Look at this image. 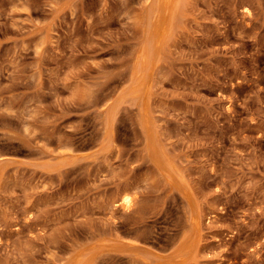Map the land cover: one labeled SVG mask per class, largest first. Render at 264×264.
<instances>
[{"label":"rangeland","instance_id":"obj_1","mask_svg":"<svg viewBox=\"0 0 264 264\" xmlns=\"http://www.w3.org/2000/svg\"><path fill=\"white\" fill-rule=\"evenodd\" d=\"M154 3L0 0V264H264V0H178L144 70Z\"/></svg>","mask_w":264,"mask_h":264},{"label":"bare ground","instance_id":"obj_2","mask_svg":"<svg viewBox=\"0 0 264 264\" xmlns=\"http://www.w3.org/2000/svg\"><path fill=\"white\" fill-rule=\"evenodd\" d=\"M177 1L178 0H155V3H154L155 9L153 12L148 14V19H149L150 24H149V32H147L149 34H147V36L151 35L150 38L152 39V41L148 38L149 40L146 41L145 46H142V47H144L143 50L140 51L139 53H137L138 55L136 54L137 56H136V65L135 66H137V67L140 66L141 67L140 69L145 70L148 62L151 59V57L155 53H157V50L159 49V43L161 41V38H162L163 34L166 32L169 23L173 20L174 13H175V5L174 4ZM138 68H137V70H138ZM136 75H137V73H136ZM143 83H144V80L139 79L137 81V87L142 86ZM111 112L112 111L109 112V116H111V118H113V113H111ZM142 124L148 130V132L147 131L146 132L150 133L149 129L147 127V122L142 121ZM144 132H145V129H144ZM148 136H150V135H148ZM133 201L134 200H133L132 196L125 191L120 195V201L119 202H120L121 207L125 210L129 209L133 205ZM195 226L198 227L197 222L195 223ZM79 259H80V256L76 257V260H79Z\"/></svg>","mask_w":264,"mask_h":264}]
</instances>
